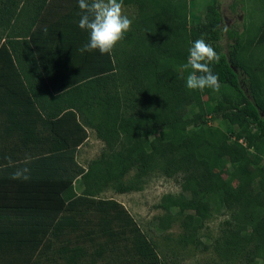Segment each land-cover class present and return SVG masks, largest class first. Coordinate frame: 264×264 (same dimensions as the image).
Masks as SVG:
<instances>
[{
  "label": "trees",
  "instance_id": "1",
  "mask_svg": "<svg viewBox=\"0 0 264 264\" xmlns=\"http://www.w3.org/2000/svg\"><path fill=\"white\" fill-rule=\"evenodd\" d=\"M195 1L123 0L135 8L130 30L101 55L79 51L78 0H0V264H166L100 196L141 191L153 173L180 184L156 205L159 231L177 221L183 243L208 249L201 230L227 212L212 245L219 264H264V57L249 62L246 32L225 27L217 0L189 26ZM261 26L246 43L264 48ZM197 39L220 55L219 91L186 88ZM90 131L103 147L84 167ZM25 154L30 179L12 180L5 157L20 167Z\"/></svg>",
  "mask_w": 264,
  "mask_h": 264
},
{
  "label": "rangeland",
  "instance_id": "2",
  "mask_svg": "<svg viewBox=\"0 0 264 264\" xmlns=\"http://www.w3.org/2000/svg\"><path fill=\"white\" fill-rule=\"evenodd\" d=\"M217 1L220 12L223 15L225 27L237 33L246 32L242 39L246 45L243 53L248 60L250 59L249 62H252V56L258 62L264 57V48H259L255 40L249 43L246 42L255 37L254 35H256L258 28L264 21V2L261 0H242V2L240 0ZM211 3H213V0H196L187 5L189 26H191V23L197 24L204 19L206 8ZM233 3H236L237 7L235 12H230L229 5ZM122 11L130 19L135 16V8L133 6L123 7ZM222 42L225 46V53L228 52L226 45L234 44V40L229 39L227 35L223 36ZM256 63L253 65L255 66ZM210 125L212 127H220L227 133L235 129L220 120L213 121ZM102 147L103 143L96 138L93 131H90L87 143L78 154L80 164L86 167L85 164L88 161L99 157ZM75 189L77 192H81V180H77ZM179 193L180 184L178 179H169L159 173H153L144 179L141 191L119 194L113 190H106L100 196L105 199L115 200L128 211L147 238L155 244L160 258L166 264H219L212 245L220 234L222 223L229 219V213L212 214L205 227L201 230V237L208 249L183 243L180 239L181 228L177 221L165 232L158 230L155 219L162 215L163 211L157 209L156 205L164 195L177 196ZM103 263L104 261L101 260L97 264Z\"/></svg>",
  "mask_w": 264,
  "mask_h": 264
},
{
  "label": "clouds",
  "instance_id": "3",
  "mask_svg": "<svg viewBox=\"0 0 264 264\" xmlns=\"http://www.w3.org/2000/svg\"><path fill=\"white\" fill-rule=\"evenodd\" d=\"M81 10L78 27L88 33V40L79 51H99L101 55L111 54L114 47L124 39L130 30L132 19L123 14V0H78ZM47 33V28L43 30ZM220 55L210 43L197 39L189 49L187 63L182 65L184 70L192 71L186 77V88L203 91L206 88L219 91L221 84L219 75L212 70V63H218ZM32 157L25 154V166L16 167L11 157H5L8 167H15L11 174L12 180L30 179V169L26 166Z\"/></svg>",
  "mask_w": 264,
  "mask_h": 264
},
{
  "label": "crops",
  "instance_id": "4",
  "mask_svg": "<svg viewBox=\"0 0 264 264\" xmlns=\"http://www.w3.org/2000/svg\"><path fill=\"white\" fill-rule=\"evenodd\" d=\"M88 140V139H87ZM87 143V141L85 142V144ZM85 144L84 145H82V146H80L79 148H78V153H77V157H76V159H77V161H78V163L80 164V162H79V160H78V154H79V152L81 151V149L83 148V146H85ZM89 162V161H88ZM87 164V163H86ZM85 164V165H86ZM80 165H82V164H80ZM83 166V165H82Z\"/></svg>",
  "mask_w": 264,
  "mask_h": 264
},
{
  "label": "water",
  "instance_id": "5",
  "mask_svg": "<svg viewBox=\"0 0 264 264\" xmlns=\"http://www.w3.org/2000/svg\"><path fill=\"white\" fill-rule=\"evenodd\" d=\"M261 115H263V113L261 112Z\"/></svg>",
  "mask_w": 264,
  "mask_h": 264
}]
</instances>
